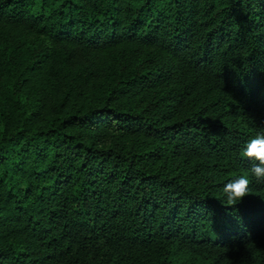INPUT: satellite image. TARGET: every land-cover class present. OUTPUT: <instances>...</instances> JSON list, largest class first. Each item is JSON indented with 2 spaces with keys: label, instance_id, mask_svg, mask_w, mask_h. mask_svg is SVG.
<instances>
[{
  "label": "trees",
  "instance_id": "1",
  "mask_svg": "<svg viewBox=\"0 0 264 264\" xmlns=\"http://www.w3.org/2000/svg\"><path fill=\"white\" fill-rule=\"evenodd\" d=\"M258 132L264 0H0V264H264Z\"/></svg>",
  "mask_w": 264,
  "mask_h": 264
},
{
  "label": "clouds",
  "instance_id": "2",
  "mask_svg": "<svg viewBox=\"0 0 264 264\" xmlns=\"http://www.w3.org/2000/svg\"><path fill=\"white\" fill-rule=\"evenodd\" d=\"M241 155L251 159L250 169L237 178L228 180L223 185L225 205H235L251 193L252 180L264 184V132H258L247 140L242 147Z\"/></svg>",
  "mask_w": 264,
  "mask_h": 264
}]
</instances>
